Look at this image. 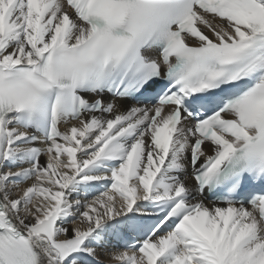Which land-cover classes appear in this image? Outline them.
I'll return each mask as SVG.
<instances>
[{
    "label": "snow or ice",
    "instance_id": "obj_1",
    "mask_svg": "<svg viewBox=\"0 0 264 264\" xmlns=\"http://www.w3.org/2000/svg\"><path fill=\"white\" fill-rule=\"evenodd\" d=\"M0 264H264V0H0Z\"/></svg>",
    "mask_w": 264,
    "mask_h": 264
},
{
    "label": "bare ground",
    "instance_id": "obj_2",
    "mask_svg": "<svg viewBox=\"0 0 264 264\" xmlns=\"http://www.w3.org/2000/svg\"><path fill=\"white\" fill-rule=\"evenodd\" d=\"M194 183V182H193Z\"/></svg>",
    "mask_w": 264,
    "mask_h": 264
}]
</instances>
